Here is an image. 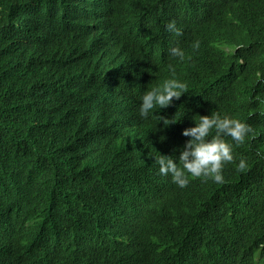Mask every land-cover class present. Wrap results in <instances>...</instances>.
<instances>
[{
	"label": "trees",
	"instance_id": "16d2710c",
	"mask_svg": "<svg viewBox=\"0 0 264 264\" xmlns=\"http://www.w3.org/2000/svg\"><path fill=\"white\" fill-rule=\"evenodd\" d=\"M96 7L0 0V264H264V0H109L106 19L130 54L151 72L168 69L147 91L166 77L188 86L146 120L180 134L218 113L257 133L241 144L223 137L233 155L224 184L189 177L184 188L166 179L155 190L148 152L107 147L90 113L95 85L81 88L82 62L96 54L83 58L90 41L79 40ZM170 21L182 35L165 30ZM149 188L175 204L158 226L126 203Z\"/></svg>",
	"mask_w": 264,
	"mask_h": 264
},
{
	"label": "clouds",
	"instance_id": "9594fccd",
	"mask_svg": "<svg viewBox=\"0 0 264 264\" xmlns=\"http://www.w3.org/2000/svg\"><path fill=\"white\" fill-rule=\"evenodd\" d=\"M73 8L82 0H63ZM109 0H96V8L91 25L83 31L79 41H90V45L83 58L88 53L96 54L89 62H82V86L94 84L93 99L90 103V113L98 115L97 123L108 132L107 147L119 145L124 148L132 158L144 155V147L148 160L144 164L146 176H155L154 184L170 179L176 186L184 188L191 178L211 179L215 183L224 184L223 168L226 163L233 161L232 147L223 137H231L237 144L245 141L251 135L255 138L257 133L247 123L227 116L221 118L218 113L199 116V122L194 127L185 128L180 134L168 131L163 134L158 126L146 118L153 110H163L169 107L174 99H179L187 93L188 86L174 77H166L162 86L154 87L147 91L148 80L152 76L165 74L166 70L151 72L150 66L144 61L135 59L130 54L128 46L124 44L117 31L120 25L114 21H107L106 7ZM165 30L177 36L182 35L181 30L174 21H170ZM75 42L74 39H72ZM194 48L199 47V42L194 43ZM75 50H71V55ZM170 55L184 59V51L179 47L170 49ZM82 58V59H83ZM172 70L171 65L169 66ZM138 86L139 89L135 90ZM165 126L177 121L160 116ZM213 132L215 133L213 135ZM190 137L184 144V138ZM249 170L244 160L238 165V171ZM142 181V180H141ZM141 181L132 184L137 185ZM125 192L121 197L125 198ZM138 207L144 214L149 225L158 226L165 218L174 212L175 204L169 202L149 188L146 194L138 201L129 199L128 202ZM143 241V240H142ZM131 247L139 242L136 238L124 239L117 247L120 252L124 243Z\"/></svg>",
	"mask_w": 264,
	"mask_h": 264
}]
</instances>
